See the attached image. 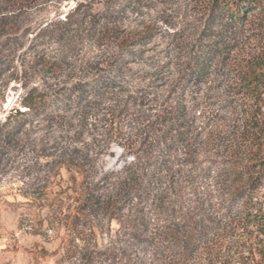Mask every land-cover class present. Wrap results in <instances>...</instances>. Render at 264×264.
Masks as SVG:
<instances>
[{
	"label": "rangeland",
	"instance_id": "374dc122",
	"mask_svg": "<svg viewBox=\"0 0 264 264\" xmlns=\"http://www.w3.org/2000/svg\"><path fill=\"white\" fill-rule=\"evenodd\" d=\"M18 21L16 34H0V264H77L91 252L92 264H169L178 255L158 237L151 245L133 242L124 223L94 218L90 210L76 224L42 222L47 159L40 148L53 133L71 131H48L44 119L21 125V115L7 117L13 108L25 110L21 98L28 88L68 87L117 73L120 55L128 62L121 95L133 90L152 105L178 92L188 135L195 136L184 150L196 160L180 165L178 176L206 229L188 264H232L229 227L245 198L235 191L264 150V93L246 92L239 82L248 68L264 79V14L233 21L209 0H39ZM127 38L126 54L120 44ZM99 117L89 120L86 139L102 132ZM123 130L125 136L134 132ZM116 136L105 154L93 155L96 179L131 159L118 144L126 140ZM254 197L264 206V176ZM150 215L156 227L154 205Z\"/></svg>",
	"mask_w": 264,
	"mask_h": 264
},
{
	"label": "trees",
	"instance_id": "16d2710c",
	"mask_svg": "<svg viewBox=\"0 0 264 264\" xmlns=\"http://www.w3.org/2000/svg\"><path fill=\"white\" fill-rule=\"evenodd\" d=\"M38 2L0 0V34H16L22 24L18 21L20 13ZM209 4L217 14L233 21L243 20L252 12L264 14V0H209ZM127 40V44H120L126 54L131 53L125 49L131 45ZM119 62L114 68L117 73H112V69L110 74L78 80L68 87L32 86L21 98L25 110L13 108L14 112L11 110L7 116L21 115V125L44 119L48 131H71L66 136L53 133L40 148L47 159L40 204L45 212L42 222L76 224L82 211L90 210L94 218L102 216L124 223L133 242L151 245L159 239L173 244L179 252L169 264H188L190 253L206 228L196 212L198 205L186 200L178 176L180 165L196 160L193 152L184 150L193 144L190 140L195 136L188 135V116L181 94L174 92L171 100L152 105H147L144 97L133 90L122 96L125 81L121 77L128 70V62L121 55ZM239 82L246 92L264 93V79L249 68L241 71ZM99 115L102 117L98 120L106 125L101 126V133L86 139L85 134L91 130L89 120ZM123 126L134 132L125 136ZM113 133L126 140L118 144L131 159L125 160L120 169L102 172L96 179L99 169L93 155L107 152L115 141ZM99 136L102 138L96 139ZM131 136L134 139L130 140ZM263 176L264 150L255 158L252 174L240 187L243 191H235L245 198L241 210L234 214V226L229 227L233 239L226 249L233 256L232 264H264V206L256 203L254 197ZM152 205L158 210L156 227H152ZM92 261V252L83 253L77 264Z\"/></svg>",
	"mask_w": 264,
	"mask_h": 264
}]
</instances>
